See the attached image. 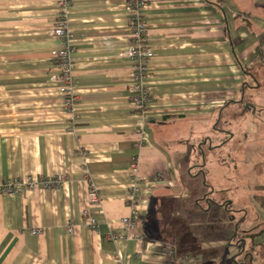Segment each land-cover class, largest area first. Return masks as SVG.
<instances>
[{"label": "crops", "instance_id": "0c3cea01", "mask_svg": "<svg viewBox=\"0 0 264 264\" xmlns=\"http://www.w3.org/2000/svg\"><path fill=\"white\" fill-rule=\"evenodd\" d=\"M62 1L0 0V183L64 181L58 192L0 193V264H164L158 255L167 246L175 264H200L142 223L151 218L150 199L175 187L176 164L206 140L199 152L223 148L212 142L216 125L255 73L264 82V0H144L155 56L144 81L151 104L140 148L133 145L139 116L127 99L133 70L123 57L131 45L125 0H66L74 115L64 113L50 82ZM207 129L213 140L200 134ZM205 161L194 168L204 172ZM92 191L94 230L82 217ZM126 219L137 230L127 234Z\"/></svg>", "mask_w": 264, "mask_h": 264}, {"label": "rangeland", "instance_id": "374dc122", "mask_svg": "<svg viewBox=\"0 0 264 264\" xmlns=\"http://www.w3.org/2000/svg\"><path fill=\"white\" fill-rule=\"evenodd\" d=\"M244 102L247 109L233 106L216 125L228 137L199 132L213 145L227 140L220 150H203L205 176L194 168L203 163L199 135L192 159L175 163V187L150 199L151 218L142 223L151 237L200 264H264V94L247 90ZM204 194L215 201L210 212L201 211L208 208L199 201Z\"/></svg>", "mask_w": 264, "mask_h": 264}, {"label": "built area", "instance_id": "2783aa9c", "mask_svg": "<svg viewBox=\"0 0 264 264\" xmlns=\"http://www.w3.org/2000/svg\"><path fill=\"white\" fill-rule=\"evenodd\" d=\"M71 4L63 0L58 7L56 26L51 31V37L56 39L60 47L52 53V61L56 73L50 77V82L58 85L59 93L62 97V109L65 114L74 115L78 100L73 93L74 78L72 77V56L74 53L72 35L68 28V9ZM145 7L144 0H125V13L128 22V33L131 45L123 53V57L130 63L133 74L131 83L127 86V99L129 104L139 116V124L135 130L133 145L140 148L146 145V115L150 108V95L144 81L147 76L148 67L151 59L155 56L154 50L147 35V26L143 19L142 11ZM135 166L132 165V168ZM63 178L57 176L41 177L32 179L29 176L13 180L11 182L0 183V193L6 196L23 195L26 192L37 190L60 191L63 185ZM135 188V187H134ZM132 196L133 201L138 198V190ZM92 191L89 200L90 209L84 210L82 217L86 219L87 225L91 230L97 229L99 222L92 213V208L98 204V199ZM127 234L137 230L134 220H122ZM68 233H72V227H68ZM113 237L118 238L117 235ZM174 248L167 246L161 247L158 256L164 264H175Z\"/></svg>", "mask_w": 264, "mask_h": 264}, {"label": "flooded vegetation", "instance_id": "af4514ba", "mask_svg": "<svg viewBox=\"0 0 264 264\" xmlns=\"http://www.w3.org/2000/svg\"><path fill=\"white\" fill-rule=\"evenodd\" d=\"M246 110V109H245ZM248 111V110H247ZM222 132V133H221ZM215 133H217L218 135L219 134H221V135H223V136H227L228 135V133L226 132V131H221V130H219L218 128H216V132ZM224 133V134H223ZM228 137V136H227ZM225 142H226V140L224 141V142H222V143H219L218 145H216V147H214V148H221L222 146H223V144H225ZM211 149H213V148H211ZM200 153H201V157H202V159H204V154H203V151H202V148H200ZM199 175H205V173L203 172V170H201V169H199ZM199 201H202V203L203 204H205V205H207V207L208 206H210V204H215V201H213L212 199H211V197H210V195L209 194H204L202 197H201V199H199ZM225 205L227 204L226 202L224 203ZM216 205V204H215ZM196 206H198V204H196ZM222 206V204L221 205H219L218 207H221ZM227 209H228V207H227ZM241 250V249H240Z\"/></svg>", "mask_w": 264, "mask_h": 264}, {"label": "trees", "instance_id": "16d2710c", "mask_svg": "<svg viewBox=\"0 0 264 264\" xmlns=\"http://www.w3.org/2000/svg\"><path fill=\"white\" fill-rule=\"evenodd\" d=\"M255 73V72H254ZM257 74V73H256ZM260 75H261V77L263 78V81H264V69L259 73ZM257 81H256V77H254V83H253V85H248V87L247 88H245L244 90H245V93H246V91L248 90L249 92H256V91H258V92H263L264 93V82L263 83H261L260 84V82L258 81V83H256ZM259 84V85H258ZM244 106V107H242V108H246L247 109V104H246V102H244V98L237 104V106ZM222 133V132H221ZM224 134V133H223ZM218 135V134H217ZM224 137H226V136H224ZM232 140V139H231ZM227 141V140H226ZM225 145V144H224ZM223 147V146H222ZM242 250V249H241ZM241 250L240 249H238V251H239V253L241 252ZM241 255V254H240ZM236 262H237V260H236Z\"/></svg>", "mask_w": 264, "mask_h": 264}, {"label": "water", "instance_id": "95a60500", "mask_svg": "<svg viewBox=\"0 0 264 264\" xmlns=\"http://www.w3.org/2000/svg\"><path fill=\"white\" fill-rule=\"evenodd\" d=\"M207 142L209 143L210 140H206V141H204V142L202 143V145H205Z\"/></svg>", "mask_w": 264, "mask_h": 264}]
</instances>
